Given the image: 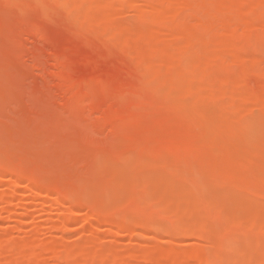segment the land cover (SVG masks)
I'll return each instance as SVG.
<instances>
[{"label":"rangeland","instance_id":"374dc122","mask_svg":"<svg viewBox=\"0 0 264 264\" xmlns=\"http://www.w3.org/2000/svg\"><path fill=\"white\" fill-rule=\"evenodd\" d=\"M104 1L106 2L0 0V156L10 158L11 162L14 159L13 162H16V166L19 165V169L37 171L38 176L44 175L43 177L51 183V186L45 187L37 195L32 194V183L8 175L4 168L0 167V177L16 179V184L20 187L13 196L10 193L12 198L10 197V207L7 211L0 204V247L7 249L5 247L20 243L23 245V242L28 241L29 247L28 242L24 245L29 252L33 243L49 240L61 243L64 239L69 248L75 244L77 248L86 244L81 247L88 246L87 250L93 247L94 250H91L95 253L94 258H90L93 253L91 250L88 251L89 258H84H88V264H123L125 260L124 264H151L148 261H136L134 255H140L155 245L191 251L206 250L209 247L207 250H210L205 251L209 253L215 247L211 240L214 241L219 235L212 232L213 237L211 232H207L210 230H205V237H193L197 227L193 228L190 209L186 210L181 197L174 196L171 205L154 199L155 189L171 188L168 182L174 177V167L171 168L178 166L171 157L179 156L178 161L181 159L182 163L184 160L182 164L177 163L179 168L182 166V169H190L193 166L194 170L196 166V173L202 172L203 169L206 176L207 170L211 173L215 169L216 180H208L205 188L197 186L198 189L196 185H189L187 188L193 195L199 196V212L203 214L205 211L207 215H200L201 218L206 216L205 223L196 224V220L194 225L200 224L201 227L204 224L209 228L219 229L230 224L234 226V230L238 227L241 230L237 232L241 235V241L234 239L226 252L221 251L219 255L220 251L214 249L215 251H212L217 253L212 256L210 255L213 253H206L207 256L215 257L216 261L221 257L219 264H258L259 261H264V27L262 30L244 28L259 15L257 20L260 17L264 20L263 8L260 14L247 6L237 11L222 13L217 8V0H208L212 13L223 18L218 21L212 40L200 47L197 42L194 46H188L178 39L180 35L195 38L202 33L196 21L185 19L188 14L185 9L177 10L178 16L175 18L157 21L153 26L151 21H154L155 17L152 12L141 9L138 14L140 19L130 12L132 6L142 7L150 0H109L110 5L120 10L116 14L107 9ZM163 3L171 6L167 0H156L153 4L158 6ZM151 27L156 32L151 31ZM126 32H131V36L135 38L132 39ZM166 35L174 40L166 42ZM139 37L144 41L148 39L151 45H145L137 52L138 46H141L138 45ZM219 40L221 44L216 48V63L220 69L206 75L205 66L211 52L208 47ZM164 52L181 57L186 55L184 68L195 74L199 97L189 95L178 88L179 91L176 88L174 90L165 82L171 79L169 77L185 76V69L174 67L175 62L170 68H157L149 62V67L154 66L150 72L143 68L141 57H152ZM234 83H239L236 91L233 90L236 89L233 88ZM223 88V94L211 101L210 98ZM198 98L204 100L197 105ZM197 109L202 110V113L199 111L200 115L198 112V115H190L194 110L196 113ZM208 119L210 125L204 124L207 127L205 126L206 131H203V123ZM213 124L217 127L214 128ZM228 124L232 126H228L230 130L226 128ZM211 128L213 130H209ZM231 128H234V131L231 132ZM225 146L229 152L226 148L228 155L225 154L228 157H224L222 163L220 159L223 156L220 153L224 155L221 151ZM189 148L195 149L196 152H190ZM184 151L186 154L189 151L190 154L183 155ZM208 152L210 155L213 152H216V156L219 154L220 161L217 162L218 159L213 158V154L211 158L215 160L212 162ZM204 154L207 155L203 156ZM163 156H169L175 164L171 167L165 166L164 164H170H163ZM181 156H186L187 159ZM198 157L204 158L202 161L206 164ZM192 159H195L194 162ZM185 160L188 162L185 163ZM228 161L236 167L239 162L237 168L244 169H241L240 173L234 165H228ZM199 162H202L201 166ZM203 164L211 165V168H204ZM156 169L160 171L155 173ZM247 173L252 174V177L249 178ZM249 183L255 192L248 188L251 187ZM9 184L12 183H0V194H4ZM190 184L194 185L191 182ZM52 185L62 190L70 189L76 198L79 196L86 203H98L109 206L110 209L112 206V209L114 206H119L116 209L122 207L118 213L120 217L128 210V206L138 209L143 204L147 207V203H151L150 206L157 210L148 207V211H168L165 216L167 218L163 216L162 223L158 221L161 222L163 214H154L159 218L157 220L155 217L158 226L162 227L165 221L169 226H173L171 223L177 224L176 226L181 227L180 230H177L176 226L174 228L179 235H164L152 229L137 237L140 233L138 228L124 230L115 224L103 227L98 225L97 229H94L90 225H82V219L91 216V211L87 210L84 204L74 207L76 222L69 226L67 231L60 230L61 233L58 231L61 228H56L58 219L63 216L61 213L70 202H65V207L60 210L50 208L49 197L54 195ZM244 186L251 192L246 190V193L251 195L253 205L248 199L250 206L243 203L245 206L241 208L240 203L245 201L243 195L239 196L238 200H243L238 203V200H235L238 197L234 194L233 198V193L236 190L239 195L237 190L240 189L243 191L241 194L247 195L244 193ZM228 192L231 193L230 199ZM36 200L42 203L39 204ZM235 208H238L236 214ZM241 209L244 212L251 211L250 214L253 212L254 217H250L248 212L242 215V211L238 212ZM246 215H249V218ZM147 216L144 218H150ZM244 216L248 218V222ZM242 217L244 222L241 220V225L245 228L240 226V222L236 223V219L240 220ZM251 218L254 219L253 222ZM234 219L236 224L232 222ZM52 224V228L56 229L50 230ZM167 224L165 226H168ZM176 231L174 233H177ZM243 234L248 235V238H243ZM206 236L208 240H204ZM4 249L0 250L2 254L5 253ZM124 249H132L134 258L124 257L123 261L120 257L122 263H119V259V262L110 260L112 256H121L119 251ZM23 253L20 254L22 257L19 255L21 261L25 258ZM48 257L50 258L49 253L45 252L36 264H54ZM75 257L70 258L71 264L77 262L78 256ZM1 258L0 263H3L1 261L4 258ZM62 263L63 259L57 264ZM187 263L201 264L196 258L189 259Z\"/></svg>","mask_w":264,"mask_h":264},{"label":"bare ground","instance_id":"6f19581e","mask_svg":"<svg viewBox=\"0 0 264 264\" xmlns=\"http://www.w3.org/2000/svg\"><path fill=\"white\" fill-rule=\"evenodd\" d=\"M78 1H85V0H78ZM155 1L156 0H150V1H148L146 4H144V6H142V7H139V6H137V5H134V6H132V8H131V10H130V12H133V14H135V16H138V14H139V12H140V10L141 9H144V10H146V11H148V12H152V14L154 15V17H155V20L154 21H151L152 23H154V24H152L153 26L154 25H156L155 24V22H157V21H160V20H163V19H173V18H175V16H178V12H177V10H182V9H185V10H187V16H186V20L188 21L189 19H191V20H194V21H196L197 22V24L198 25H200V27H201V29H202V33L199 35V36H196L195 38H190V37H188V36H186V35H180L179 37H178V39L179 40H183L188 46H190V45H192V46H194L195 45V43L197 42L199 45H200V47H203L204 46V44L206 43V42H208V41H210V40H212V38L211 37H213L214 36V32H215V27L219 24V20L220 19H222L223 17L222 16H219V15H214L213 13H212V9H211V7L208 5V0H167V2H169L170 3V5L172 6H169L168 4H165V3H163V4H161V5H158V6H155L154 4H155ZM154 3V4H153ZM104 4L106 5V7H107V9L108 10H110L113 14H116V13H119L120 12V10H118V8H116L115 6H113V5H110L109 4V0H106V2L104 1ZM216 4H217V8L222 12V13H226V11H237L238 9H240V8H242L243 6H247V7H250V10H252V11H254V12H259V14H260V10H262V8H263V10H264V0H217L216 1ZM263 10L261 11V12H263ZM129 11V10H128ZM129 12V13H130ZM258 14V15H259ZM262 14V13H261ZM264 15V14H263ZM260 16V15H259ZM259 16L256 18V20H254V21H252V22H249V23H247V25L244 27L245 29H254V30H262V27H264V20H263V18L261 19V17H260V19L259 20H257L258 18H259ZM262 17H264V16H262ZM138 18L140 19V17L138 16ZM136 26V25H135ZM152 26V27H153ZM150 27V26H149ZM149 28L151 31H154V32H156L155 30H152L153 28ZM131 29H132V27H131ZM130 28H129V30H131ZM128 30V31H129ZM132 31V30H131ZM247 32H251V31H248L247 30ZM258 32V31H257ZM129 33V34H128ZM126 32L125 34H127L128 36L130 35V37L132 38V39H134L135 37H132L133 36V34H130L131 32ZM134 33V32H133ZM132 35V36H131ZM157 35V34H156ZM139 43H138V45L139 44H141V46H138V49H137V52L138 51H141L142 49H143V47L145 46V45H151V42L147 39V41H146V39H145V41H144V39L142 38H140L139 37ZM164 39H165V41L166 42H172L173 40H174V38H172V37H170V36H165L164 37ZM142 41V42H141ZM143 43V44H142ZM221 44V41L219 40V41H215V42H213L212 43V45L210 46V47H208L210 50H211V52L209 53V56L208 57H210V59H209V61H208V63H207V65L205 66V74L206 75H209V74H211V72L213 71V70H219L220 69V67H219V65L216 63V48H217V46L218 45H220ZM258 44V43H257ZM207 48V49H208ZM155 56V55H154ZM154 56H152V57H141V59H142V64H143V68L147 71V72H150V69L151 68H153L154 66H152L151 65V67H149L148 66V63L149 62H151V64H153V65H155L157 68H170V67H172L173 66V63L175 62V64H174V67H178V68H180V69H185L184 67H185V62H186V55L185 56H183V57H181V56H177V55H175V54H172V53H170V52H164V53H159V54H157L155 57ZM187 68V67H186ZM154 69V68H153ZM185 72H186V74H185V76H183L182 78H176V77H169V78H171V79H169V80H166L165 82L167 83V84H169V86H171L172 87V89H174V88H178L179 90L181 89L183 92L184 91H186L189 95H197L198 97H199V87L196 85V79H195V74L193 73V72H190L189 70H187V69H185L184 70ZM224 84H226V82L224 83ZM241 85V84H240ZM239 87V83H234L233 84V88H236V89H233V90H237V88ZM177 89V90H178ZM224 89L225 88H223L217 95H214V96H212L211 98H210V100L211 101H215L218 97H220L222 94H223V92H224ZM175 90V89H174ZM178 90V91H179ZM180 90V91H181ZM204 99H197V101H196V103H197V105L198 104H200L202 101H203ZM200 107V106H199ZM202 107V106H201ZM198 110V111H197ZM196 110V113L193 111L192 113H190V115H193V113H194V115H196L197 114V112H198V114H199V111L201 110H199V109H197ZM191 112V111H190ZM200 113H202V110H201V112ZM204 113V112H203ZM197 114V115H198ZM200 115V114H199ZM203 115H205V114H201V116H203ZM210 119H208V121L206 120V122H204L203 123V126H204V124H207V126H209L210 125V123H208V122H210L209 121ZM211 123H214V122H211ZM209 124V125H208ZM216 125L218 126L219 125V123H216ZM229 125H231V124H228L227 125V129H229L228 128V126ZM206 126V125H205ZM205 126L203 127V131L205 130ZM206 126V127H207ZM213 126H214V128H216L217 126H215V124H213ZM212 126V127H213ZM220 126V125H219ZM226 126V125H225ZM225 126H223V127H225ZM235 126V125H234ZM239 126V125H238ZM242 126V125H241ZM229 127H232V126H229ZM236 127V126H235ZM209 128V127H208ZM208 128H206V129H208ZM218 128H220V127H218ZM217 128V129H218ZM222 128V127H221ZM244 128V127H243ZM242 128V129H243ZM232 130H231V132L232 131H234V128H231ZM235 129H238L239 130V128H235ZM242 129H240V130H242ZM209 130H213V128H211V129H209ZM214 130H216V129H214ZM230 130V129H229ZM237 130V131H238ZM206 131V130H205ZM207 132H209V131H207ZM207 132L205 133V134H207ZM187 133H189V132H187ZM191 134H192V132H190ZM262 143H264V141L262 142ZM191 148H193V147H191ZM191 148H189L190 150H191ZM227 148V151H228V147L227 146H225L224 148H222V151L221 152H223L224 153V155L222 154V153H220V155L221 156H223L221 159L219 158V154H217V156H218V158H217V156H216V152H213V154H215V156H213V154H209V152L207 153V154H209L208 156L210 157V159L212 160L213 158H216V159H218V160H216L217 162L218 161H222L223 159H224V157L226 158V157H228V156H226V152H225V149ZM186 149V148H185ZM223 149H224V151H223ZM2 150V149H1ZM122 150V149H121ZM187 150H188V147H187ZM6 151V150H5ZM4 151V152H5ZM18 151H21L22 153H24L22 150H18ZM120 151V150H119ZM123 151V150H122ZM196 152V150L194 149H192L190 152ZM2 152V151H1ZM21 152H19V153H21ZM121 152V151H120ZM119 152V153H120ZM183 152V151H182ZM193 152V153H194ZM229 152V151H228ZM105 153H107V152H105ZM104 153V154H105ZM189 153V151H187V154ZM226 153V154H225ZM2 154V153H1ZM8 154H10L9 152H8ZM121 154V153H120ZM187 154H186V152L184 151V154L183 155H186L187 156ZM190 154V153H189ZM192 154V153H191ZM197 153H195V155H196ZM200 154H203V153H199V154H197V155H200ZM207 154H204L203 156H205V155H207ZM3 155V154H2ZM19 155V154H18ZM193 155V154H192ZM228 155V154H227ZM6 156V155H5ZM10 156H12V155H10ZM108 156V155H107ZM119 156V155H118ZM117 156V157H118ZM186 156H181L182 158H184V159H187V157ZM211 156H213V158H211ZM1 157V156H0ZM169 157V156H168ZM168 157H166V158H168ZM177 157V158H176ZM176 157H174V158H172L171 157V159L173 160V162H174V160H175V163H176V165H178L179 166V164H177L178 162H180V160L178 161V157L179 156H176ZM180 157V158H181ZM253 157H254V154H253ZM5 157H1L0 158V167L1 168H4V171H5V173H7L8 175L10 174V175H12V176H14L15 178H17V179H24V180H26V181H28V182H30V183H32V188H30V192L33 194H38L42 189H44L45 187H47V186H51V183L50 182H48V180H47V178H45V177H43L44 175H42V177H41V175L40 176H38V174H36V172H31V171H29L28 169H26V168H22V169H19V165L18 166H16L15 165V163L16 162H13V160H12V162L10 161V158L9 159H4ZM8 158V157H7ZM106 158H108V157H106ZM163 159H165L164 161H163V164L164 163H169L170 164V166L169 165H166V164H164L165 166H167V167H171L172 165H174L175 163H172V161H171V159H169L170 160V162H168V159L166 160V158H165V156H163L162 157ZM192 158V157H191ZM191 158H189V161H190V159ZM196 158H197V156H196ZM199 159H201L200 161H202V160H204V158L202 159L201 157H198ZM249 158V157H248ZM250 158L252 159V156L250 155ZM115 159V158H114ZM113 159V160H114ZM162 159V160H163ZM176 159H177V161H176ZM207 159L208 158H206L205 160L207 161ZM220 159V160H219ZM251 159H249V160H251ZM8 160V161H7ZM109 160V159H108ZM161 159H159V161H160ZM195 160V159H194ZM194 160L192 159V161L194 162ZM215 160V159H214ZM214 160H212V162L214 161ZM16 161V160H15ZM183 162H184V160H182ZM186 161L187 160H185V163H186ZM196 161H197V159H196ZM205 161V162H206ZM110 162V161H109ZM108 162V163H109ZM161 162V164H162V161H160ZM182 162V163H183ZM188 162V161H187ZM203 162V161H202ZM202 162H199V164L200 163H202ZM254 162V161H253ZM117 163V162H116ZM172 163V164H171ZM181 163V162H180ZM181 163V164H182ZM192 163V162H191ZM204 163V162H203ZM207 163H208V161H207ZM220 163V162H219ZM222 163H223V161H222ZM228 163H230L229 161L227 162V164ZM251 163V162H250ZM111 164H113V162H111ZM161 164H160V166H161ZM162 164V165H163ZM190 164V163H189ZM196 164H198V162L196 163ZM195 164V165H196ZM204 164H206V163H204ZM204 164H203V167L205 168L206 166V168H208L209 166H210V168H211V165H205L204 166ZM209 164V163H208ZM210 164H212V163H210ZM216 163L214 162V165H215ZM241 165H242V163H240ZM159 165V164H158ZM163 165V166H164ZM186 165V164H185ZM193 165V164H192ZM221 165V164H220ZM229 165V164H228ZM232 165H234L235 166V164H233L232 163ZM231 165V163H230V166H232ZM238 165H239V162L237 163V167H238ZM244 165V164H243ZM242 165V166H243ZM25 166V165H24ZM23 166V167H24ZM26 166H28V165H26ZM178 166H172V168L171 169H173V167H174V169H173V173H174V177L172 176V179L171 180H169V185L171 186V188H157V189H155V197H154V199H160V200H162V201H164L165 203H168L169 205H171V203L173 202L172 201V198H174V196H178V197H181V199L183 200V203H184V206H185V208H186V210H187V208H188V210L190 209V213H189V215H190V219H192L193 220V223H192V226H193V228L194 227H197V229H195L194 230V233H195V235H193L194 233L193 232H191V234L193 235V237L194 236H196V237H198V239H200V237H205V235H206V233H205V230L207 231V230H210V231H207V232H211V235L213 236L214 235V233H217L218 235H219V237H215V240L214 241H212L211 240V243L212 242H214V244L212 243V245H214L213 247V249L212 250H218V251H220L218 254L220 255V253H221V251H222V253H224V251L226 252L227 251V249H229L230 248V243L234 240V239H240L241 238V235L240 234H238L239 232V230L240 229H236V230H234V226L232 227L230 224H228L226 227H224V226H222V228H219V229H217V228H214V227H211V228H209V227H207L206 225H204V224H202L201 225V227H199V225L200 224H198V225H194L195 224V221L197 220L198 222H196V224L197 223H205V218H206V213H205V211H204V213L202 214V213H200L199 212V207H200V203H199V201H198V197L199 196H196V194L195 195H193V192H190V191H188L189 189H187L188 188V186L190 185V186H195L196 185V187L198 186V187H200V188H202V187H204L205 188V186H206V184H207V181L208 180H211V179H214V180H216V176H215V173H214V171H215V169H214V171L213 172H211V173H209L208 172V170L206 171L207 172V176H206V174L203 172V169H201L202 170V172L201 171H198L197 173H196V166H194V170H193V166H192V168H190V169H186V167L184 168V169H182V166H181V168H179ZM187 166V165H186ZM200 166H201V164H200ZM219 166V165H218ZM246 166V165H245ZM188 167H190V166H188ZM199 167V166H198ZM214 167V166H213ZM222 167H223V165H222ZM224 167H226L225 165H224ZM236 166H235V168H237ZM248 166H246V168H247ZM20 168H21V166H20ZM149 168H151V167H149ZM154 168V167H153ZM157 168V167H156ZM160 168V167H159ZM162 168V167H161ZM160 168V169H161ZM163 168H165V167H163ZM216 168V167H215ZM240 168H241V166H240ZM256 168H257V165H256ZM262 168V167H261ZM241 169H244V168H241ZM241 169H239V168H237V171L239 170L240 171V173H241ZM250 169V168H249ZM253 169H255V167H253ZM205 170V169H204ZM217 170V172H218V169H216ZM234 170V169H233ZM255 170H257V172H260V171H258V169H255ZM259 170H261V169H259ZM33 171H35V170H33ZM152 171H153V169H152ZM156 171H160V170H155V173H156ZM193 171H195V172H193ZM210 171V170H209ZM243 171V170H242ZM247 171V170H246ZM246 171H245V174H246ZM253 171V170H252ZM251 171V172H252ZM154 172V171H153ZM235 172V171H234ZM244 172V171H243ZM148 173V171H146V174ZM150 173H151V169H150ZM159 173V172H158ZM198 173H200V174H198ZM236 173V172H235ZM239 173V174H240ZM254 173V172H253ZM198 174V175H197ZM205 174V175H204ZM236 174H238V173H236ZM238 174V175H239ZM248 174V173H247ZM144 175V174H143ZM148 175V174H147ZM146 175V176H147ZM158 175V174H157ZM241 175V174H240ZM244 175V174H243ZM254 175V174H253ZM46 176V175H45ZM145 176V178H147ZM247 176V175H246ZM248 176H249V178L250 177H252V174H248ZM255 176H257V175H255ZM259 176V175H258ZM167 177V176H166ZM170 175H169V179H170ZM218 177H219V175H218ZM217 177V179H219ZM148 178H149V176H148ZM168 178V177H167ZM243 178V177H242ZM241 178V179H242ZM246 178V177H245ZM163 179V178H162ZM165 179V178H164ZM248 179V178H247ZM247 179H245L244 181H245V183H247ZM145 180V179H144ZM168 180V179H167ZM243 180V179H242ZM5 181H10L12 184H9V187L7 188V190L4 192V194L2 195V194H0V204L1 205H3L2 207H4V209L7 211V209H9V207H10V200H11V198H12V196H13V194L14 193H17L19 190H20V187H19V185L18 184H16L17 183V181H16V179H6V178H2V177H0V183H3V182H5ZM147 181H148V179H147ZM160 181V180H159ZM166 181V180H165ZM165 181H163V182H165ZM243 181V182H244ZM162 182V181H161ZM190 182L191 183H193L194 185H192V184H190ZM243 182H242V184H243ZM53 183V182H52ZM61 183V182H60ZM64 183V182H63ZM168 183H166L167 184V186H168ZM210 183V182H209ZM135 184V183H134ZM157 185L159 184V183H156ZM124 185V184H123ZM139 185V184H138ZM146 185V184H145ZM163 185H165V183L163 184ZM243 185H245V184H243ZM242 185V186H243ZM249 185H251V187H252V184L251 183H249ZM66 186V185H65ZM68 186V185H67ZM141 186V185H140ZM161 187H162V184L160 185ZM166 186V185H165ZM164 186V187H165ZM247 186H248V184H247ZM73 187V186H72ZM125 187V186H124ZM129 187V185H127V188ZM133 187H135V185L133 186ZM132 187V188H133ZM137 187V186H136ZM145 187V186H144ZM148 187V186H147ZM146 187V188H147ZM158 187V186H157ZM197 187V188H198ZM248 187V188H250V189H254V187ZM52 188L54 189V195L53 196H50L49 197V199H50V205H48L50 208H53V209H58L59 208V210L61 209V207L63 208V207H65V202H67V203H69L70 205L69 206H66V209H64L65 211H63V212H65V213H61V215H63L61 218H59L58 220H59V223H58V226L56 227V223H54V225H55V227L56 228H61V229H57L58 231H60V230H64V231H67L66 229L67 228H69V226H71L73 223H75L76 222V219L74 218V215L76 214V211H75V208L74 207H76V206H78V205H81V204H84L85 205V207H86V209L87 210H90L91 211V216H90V218H88V219H82V225H90L91 227H93L94 229H97V226L98 225H101L102 227L103 226H105V225H113V224H115V225H118L120 228H123L124 230H129L130 228H138L139 229V231H140V233L137 235V237H140L141 236V233L142 232H144V231H147V230H154L156 233H158L157 231H159V233H161V234H163L164 233V235L166 234V235H170V236H174L175 234L176 235H179L178 234V232L175 230L176 228H174L177 224H172L171 223V225H173V226H169L168 224H167V222L165 221V224H163V226L161 227V226H158L159 224H157V222H156V218H157V220L159 219L158 217H156L154 214H156V213H154V212H152V211H148V207H151V209L152 208H154V207H152V206H150V205H152L151 203H150V205H149V203H147L148 204V206L146 207V205L145 204H143V205H141V207L140 208H138V209H131V207L130 206H128V210H130L129 211V213H127L128 212V210L125 208V210H127L126 212L124 211V214L125 213H127V215L125 214H123V215H121V217L119 216V214L118 213H120L119 212V210L122 208H118V209H116L117 207H119V206H114V209H116V210H114V209H112V207H111V209L109 208V206H107V207H105L104 205H102V204H98V203H86L85 201H83V200H81V198H79V196H77V198L75 197V195L72 193V191L70 190V189H67V190H62V189H60L59 187H57V186H54V185H52ZM74 188V187H73ZM149 188V187H148ZM147 188V189H148ZM243 188H245V186L243 187ZM248 188H245V192L244 193H246V190L248 189ZM199 189V188H198ZM203 189V188H202ZM237 189H238V187H237ZM242 189V188H241ZM78 191V190H77ZM235 191V193H233V198H234V194H235V196H237L238 198H235V200L237 199H240L239 198V196H241L242 197V195H243V199H245V201L243 200V199H241V201H237L238 203H240L241 204V208H242V206L244 207L247 203H248V199H249V202H253V201H251V195L250 194H247V195H244V194H241L243 191L242 190H237V191H239L240 193H239V195H237V192H236V190H234ZM242 191V192H241ZM248 191V190H247ZM254 191V190H253ZM83 192V191H82ZM154 192V191H153ZM231 192H233V190H231ZM248 192H250V190L248 191ZM255 192V191H254ZM10 193L12 194V196L10 195ZM75 193H76V191H75ZM81 193V192H80ZM230 192H228L227 194H228V196H229V199L230 198H232V197H230L231 196V193L229 194ZM251 193V192H250ZM253 193V192H252ZM241 194V195H240ZM80 195V194H79ZM224 195V194H223ZM223 195H221V196H223ZM248 195H250V196H248ZM225 196V195H224ZM227 196V197H228ZM246 196H248V197H246ZM253 196V195H252ZM11 197V198H10ZM245 197V198H244ZM224 199H227V198H224ZM233 200V199H232ZM38 200H36V202H37ZM228 201V200H227ZM227 201H225V202H227ZM230 201V200H229ZM235 201V205L237 204V202ZM40 202L41 201H39V202H37V203H39L40 204ZM234 202V201H233ZM42 203V202H41ZM86 203V204H85ZM142 203V202H141ZM144 203V202H143ZM146 203V202H145ZM243 203H245V205L243 204ZM250 203V204H251ZM111 204V203H110ZM173 204V203H172ZM229 204V203H228ZM249 204V203H248ZM250 204L249 205H246V206H250ZM154 205V204H153ZM234 205V203L232 204V206ZM239 205V204H238ZM237 205V206H238ZM252 205H253V203H252ZM251 205V206H252ZM138 206H140V205H137V207ZM223 206H224V204H223ZM229 206H230V204H229ZM5 207H8V208H5ZM130 207V208H129ZM156 207V206H155ZM226 207V206H225ZM234 207V206H233ZM239 207V206H238ZM247 207V208H248ZM202 208V207H201ZM236 209V211H234V214H236V212H237V209L238 208H235ZM244 209V208H243ZM243 209H241L240 211H238V212H241L242 211V215H245L246 214V212H248V210L246 211V212H244L243 211ZM249 209V208H248ZM131 210H133V211H131ZM154 210L156 211L157 210V208L155 209L154 208ZM159 210V209H158ZM202 210V209H201ZM160 211H162L161 213L163 214H161V213H157V215L158 214H161L162 215V220H161V222L160 221H158L159 223H162V221H163V218L166 216V215H168V211L167 210H165V209H163V210H159V212ZM152 212V213H151ZM202 212V211H201ZM219 212V211H218ZM221 212V211H220ZM250 212L251 211H249L248 213L250 214ZM244 213V214H243ZM233 214V215H234ZM252 214H253V212L250 214V217H254V215L252 216ZM147 215H149V217L150 218H144V217H146ZM200 215L203 217V215H206L204 218H201L200 217ZM242 215H240V217L242 216ZM164 216V217H163ZM218 216V215H217ZM246 216H248V218H249V215H246ZM148 217V216H147ZM156 217V218H155ZM235 217V216H234ZM120 218H122L121 220H120ZM165 218H167V217H165ZM244 218H245V216H244ZM248 218H245V220L247 219V222H248ZM49 219H51V218H49ZM49 219H48V221H49ZM202 219H204V221L202 220ZM238 219H239V217H238ZM238 219H236V223L238 224V222H240L239 224H240V226H242L241 224H242V222H244V220H243V217H242V219H240V220H238ZM241 220H243L242 222H241ZM250 220V219H249ZM251 220H252V222H253V220L254 219H252L251 218ZM250 220V221H251ZM52 221V220H51ZM50 221V222H51ZM121 221V222H120ZM125 221V222H124ZM228 221V220H227ZM235 221V219L232 221V222H234ZM235 223V222H234ZM235 223V224H236ZM168 225V226H165V225ZM235 224H233V225H235ZM246 224V223H245ZM249 224V223H248ZM252 224V223H251ZM52 226H53V224L51 225V227H50V230L51 229H53V228H55V227H53L52 228ZM165 226V227H164ZM179 226V225H178ZM178 226H176L177 227V230H178V228H179V230H180V228L181 227H178ZM239 226V225H238ZM188 227V226H187ZM191 227V226H190ZM221 227V226H220ZM237 227V226H236ZM242 227H244V225L242 226ZM241 227V228H242ZM248 227V226H247ZM252 227L254 228V226H253V224H252ZM48 228V227H47ZM55 228V229H56ZM183 228H185V227H183ZM183 228L181 229V232H183L184 230H183ZM189 228V227H188ZM187 228V229H188ZM199 228V229H198ZM245 228V227H244ZM243 228V229H244ZM190 229V228H189ZM189 229H188V232H189ZM252 229V228H251ZM62 230V231H63ZM253 230V229H252ZM55 231V230H54ZM177 232V233H174V232ZM241 231V230H240ZM243 231V230H242ZM61 232V231H60ZM180 232V231H179ZM212 232H214V233H212ZM238 232V233H237ZM252 232V231H251ZM62 233V232H61ZM174 233V234H173ZM187 233V232H186ZM243 233V232H242ZM182 234V233H181ZM184 234V233H183ZM175 235V236H176ZM188 235V234H187ZM211 235H208V236H210L211 237ZM246 234H243L242 236H244L243 238H245V237H247V236H245ZM63 236V235H62ZM209 237V238H210ZM214 237V236H213ZM249 237H251V236H249ZM248 238V237H247ZM201 239H203V238H201ZM208 240V238H207V236H206V238L204 239V240ZM212 239V238H211ZM253 239V238H252ZM251 239V240H252ZM247 240V239H246ZM63 241V242H62ZM62 241H60L61 243H55L53 240L51 241V240H49L48 242H41V243H33V244H31L32 246L30 247V250H29V252H27L28 251V249L26 250V248L27 247H25V245L24 244H26L27 242H23V245H22V243H20V244H15V245H13V246H8V247H5V248H7V249H4V248H1L0 247V250L2 251V249H4L5 250V253H3L2 254V252H0V254H1V256H0V258L3 256V258H1V259H3V260H5V261H1V262H3V263H0V264H36V262L38 261V258L42 255V254H44L45 252L46 253H49V256H50V260H52V262L54 261V264H55V261L57 262V263H59L60 262V260L61 259H63V263L62 264H71L69 261H70V258L71 257H73V256H78L77 257V264H79V263H84V264H88V261L86 262V260H88V258H89V254H90V252H88L89 250H94L93 249V247L91 248V249H89V250H87L89 247L88 246H86V248H83V247H85V245L86 244H83V245H81V243L80 242H82V241H80L79 242V244H78V246H83V247H75V246H77L76 244H75V246L74 247H72V248H69V244L67 245L66 244V242L64 243V239L62 240ZM240 241H241V239H240ZM157 244V243H156ZM28 245H30V242H28L27 243V246ZM153 245V244H152ZM151 246V245H150ZM149 246V247H150ZM29 247V246H28ZM70 247H71V245H70ZM147 247V246H146ZM152 247V248H151ZM149 249H147V251L146 252H144V253H140V255H134L135 256V259H136V261H148V262H150L151 264H188L187 262H188V260L189 259H194V258H196V260L197 261H199L201 264H219L220 262H218L219 260H220V258H218V255L216 254L215 256H217V258L219 259V260H215L213 257L212 258H209L208 256H207V254H209V253H213V254H211L210 256H212V255H214L215 253H217V251L216 252H213L212 250V252L210 251L209 253H205V251L209 248H206V250L205 249H200V250H193V251H191V250H188V249H182V250H177V249H172V248H170V247H159V246H151ZM212 247V246H211ZM75 248V249H74ZM84 250V252H83V250ZM23 250L25 251V253H23ZM91 250V252H93ZM123 250V249H122ZM131 250V251H130ZM124 249V251H119V252H121L120 253V255L121 256H118V257H113L112 256V258L110 259L111 261H113V262H119V258L121 257V259L122 258H124V257H126V259H128L127 257H132V258H134L132 255V253H134L133 251H132V249ZM210 250V249H209ZM209 250H207V251H209ZM214 250V251H215ZM87 251V252H86ZM21 252L23 253V257H25V258H22V261L20 260L21 258H20V254H21ZM85 252H86V254H85ZM132 252V253H131ZM27 253V254H26ZM88 253V254H87ZM94 253V252H93ZM93 253H91V254H93ZM12 256H11V255ZM25 254H26V256H28V257H26L25 256ZM90 254V258L91 259H93L94 258V256H95V253H94V255H91ZM5 255H7L6 257H4ZM8 255H10L9 256V258L7 259V257H8ZM20 255V256H19ZM223 254H221V256H222ZM86 256L88 257L86 260L84 259V258H86ZM92 256V257H91ZM11 257V258H10ZM12 257H13V259L14 258H16V260L18 261H15V259H14V262L15 263H13L12 261H13V259H12ZM22 257V256H21ZM75 257V258H76ZM194 257V258H193ZM216 258V259H217ZM223 258V257H222ZM9 259H11L10 261L12 262H10V261H8ZM26 261H25V260ZM29 259V260H28ZM80 259V260H79ZM119 259V260H118ZM134 259V260H135ZM261 259H262V257H261ZM263 259H264V257H263ZM24 260V261H23ZM82 260H84V261H82ZM123 261L125 260V259H122ZM222 260V259H221ZM224 260V259H223ZM222 260V261H223ZM260 260V259H259ZM28 261V262H27ZM131 261H133V259L131 260ZM136 261H135V263H136ZM138 261V262H139ZM6 262V263H5ZM86 262V263H85ZM126 262V260L124 261V263ZM257 262V261H256ZM256 262H254V263H256ZM261 262V263H260ZM38 263V262H37ZM56 263V264H57ZM75 263V264H76ZM119 263H122V261L120 260V262ZM123 263V264H124ZM224 264H226L227 262H223ZM262 263H264V261L262 260V261H259V263L258 264H262ZM73 264V263H72ZM127 264H129V262L127 263ZM251 264V263H250ZM253 264V263H252Z\"/></svg>","mask_w":264,"mask_h":264}]
</instances>
